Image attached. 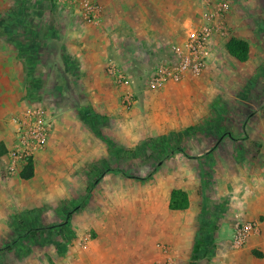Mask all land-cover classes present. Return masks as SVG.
<instances>
[{
  "label": "rangeland",
  "instance_id": "obj_1",
  "mask_svg": "<svg viewBox=\"0 0 264 264\" xmlns=\"http://www.w3.org/2000/svg\"><path fill=\"white\" fill-rule=\"evenodd\" d=\"M82 1L57 5L55 0H0V57L18 56L24 68L26 93L28 72L39 87V99L29 102L26 94L23 108L13 113L6 124L11 129L13 123L16 130L14 121L29 106L38 104L47 105L55 126L60 116L72 118V125H75L74 118H78L90 133L88 143L86 138L83 145L85 151L90 150L88 154H83L81 161L72 163L73 166L56 169L50 181L44 183L47 187L38 192L6 195L12 198V203L7 205L0 200V210L7 213L6 219L0 220V249L15 244L13 251L0 252V264H60L61 228L78 231L82 250L93 246L97 251L106 247L114 252L120 250L119 245H124L122 248L130 249L133 258L138 256L139 264H189L195 244L203 237L204 242L194 255V264H219L216 232L222 206L210 204L204 196L203 183L208 181L209 174L194 172L197 157L193 156L204 158L215 147H233L228 141L219 145L220 136L229 140L248 137L246 131L233 132L232 123L240 127V118L250 119L254 110L264 108V68L257 71L250 82L252 86H246L239 94H231L224 102V119L220 121L223 124L216 134L205 133L201 124L189 131L183 128L164 133L167 143L159 148L151 146L136 154L151 137L146 136L145 119L131 113L134 103L124 104L119 97L116 102L121 108L117 109L111 99L110 115L105 113L108 107L100 105L95 110L91 101L93 98L106 101L108 86L113 83L107 78L85 76L76 50L87 55L92 47L90 42L97 40V30L103 29L106 40L116 41V45H108V60L122 66L130 75L135 91H141L156 64L170 54L174 44L184 40L191 19L202 10L201 2L108 0L105 4L103 0H90L101 5L102 16L100 23L86 24L67 11V8H80ZM229 1L228 16L245 18L249 27L252 21L257 22L264 31V0ZM118 26L121 29L117 35ZM231 32L232 29L228 38L233 35ZM20 47L32 56L30 61ZM231 70L236 77L232 82H238L237 76L247 71L241 66ZM222 78L215 79L216 85L222 83ZM99 80H102V89L98 86ZM180 94L170 92L155 98L142 96L141 92L135 95L134 102L146 101L148 118L152 116L149 123L165 127L179 120ZM187 95L193 97L196 93L193 89ZM90 114L101 116L97 129L104 137L116 139L115 144L120 142L117 145L121 153L110 151L84 121L83 117ZM92 138L99 143V151ZM246 140H237L238 146L247 148ZM121 144L131 153H124ZM170 150L173 154H168ZM13 177L1 169L3 182ZM39 183V179L32 181L31 188H38ZM179 186H186L193 193L192 204L184 211H171L167 199L170 191ZM133 264L136 263L133 261Z\"/></svg>",
  "mask_w": 264,
  "mask_h": 264
},
{
  "label": "crops",
  "instance_id": "obj_2",
  "mask_svg": "<svg viewBox=\"0 0 264 264\" xmlns=\"http://www.w3.org/2000/svg\"><path fill=\"white\" fill-rule=\"evenodd\" d=\"M103 2L107 4L109 1L103 0ZM227 22L229 30L232 29L231 34H233V37L248 42L250 46L249 60L247 62H240L227 51L226 43L229 39L225 41L217 39L219 45L217 46L214 58L199 77L187 76L181 82L169 81L157 90H149L144 86L141 91H135L133 87L136 94L142 92V96H155V98L170 92L184 94L178 96L179 111L177 114L179 122L177 121L175 124L170 123L165 127L162 124L153 125L149 123V118L152 116L150 117L149 115L148 118L146 101L133 102L134 107L131 113L139 114V118L145 119L146 136L157 138L163 136L164 133L180 131L183 128L192 129L200 124L203 126L205 133L216 134L223 124L220 121L224 119V108H222L224 102L227 101L228 97H231V94H239L245 91L246 86H252L250 82L256 77L257 71L264 68V31L261 29L259 23L252 21V26L249 27L248 20L243 17L236 18L235 15L228 16ZM108 24L106 26H109ZM120 29L121 26L116 28L117 35L120 34ZM103 31V29H98V41L94 40L90 42L92 44L91 50H89L91 53L88 51L86 55L82 50L81 52L76 50V55L81 59L82 73L85 76L107 78L108 82L113 83V85L108 86L106 101L103 99L96 100L95 98L91 101L94 106L92 107L95 110L100 108V105L108 107V111H105V113L110 115L113 104L117 109L121 108L116 101L118 97L123 100V94L126 89L114 85L115 83L108 73V67L114 61L108 60L109 53L107 52V48L108 45H116V41L112 42L109 38L106 40L102 35ZM258 52L259 54H257ZM234 66H241L244 69L246 67L247 70L245 73L237 76V79L239 77L238 82H232L236 78L233 76V71L231 70ZM23 69V64L19 62L16 54L2 55L0 57V145L3 144V148L0 149L2 154L0 156V173L1 169H3L7 175L9 174L4 168L2 157L14 145L15 126L11 123L10 129V124L7 125L6 122L13 113L20 111L24 106V103H22L23 97L27 93L24 88ZM218 76L223 77L220 85H216L215 83V79ZM101 83L102 80H99V88L101 87ZM193 89L196 95L193 97H191L192 95H187ZM98 102L99 104H97ZM220 108L222 111L219 110ZM96 116L101 118L100 115ZM250 117V119L244 120L240 118V127L236 126V122L232 123L233 132L244 133L246 131L248 137L243 136L240 138L238 136L235 138L236 140L234 138L229 140L220 136L217 139V142L220 141L219 145L224 141H228L233 147H215L210 154L206 152L204 158H201L203 157L202 155L193 156L197 157L194 160V172L209 174L208 181L203 183L204 196L210 200V204L222 206L220 225L216 232L219 238V242L216 245V259L219 264H264V108L261 107L254 110ZM74 119L75 125H72V121H74L72 118L67 116H60L58 118L47 145L33 158L34 176L32 178L24 179L21 176L24 170L20 174L9 175L14 176L10 181L5 180L6 182H3V179L0 178V200L4 203L3 205H7L5 203H12V198H7L5 197L6 195H13L19 192H38L44 186L47 187L44 183L50 181L56 169L67 165L73 166L72 163L78 160L81 161L83 154H88L90 150L86 149L85 151L83 145L86 138L85 143H88L90 133L85 130L84 125L80 122L81 120L78 118ZM244 139H247L246 143L249 144L247 148L238 146L237 142ZM92 140L95 143L94 147L96 151H99V143L93 138ZM112 140L113 142L116 141L114 138ZM122 146L124 150H128L127 146ZM175 154V156L179 155V153ZM122 155L125 154L123 153ZM36 179L41 181V185L39 183L38 188H31L32 181ZM174 189L185 191L190 204H192L193 193H191L188 187L179 186L174 187L170 191L167 199L168 208L171 192ZM29 194L31 196L35 195V193ZM4 214L7 213L0 210V220L6 219ZM249 222H253L256 229L248 239L246 245L238 249L233 245L234 228L239 223ZM64 226H69L68 220H66ZM3 235H7V233ZM78 235L77 230L61 228L60 236L62 240L58 247V260L60 264H133V261L139 264L138 256L133 258L130 249L125 250L122 248L126 247L124 245H119L120 250H114V252H109V248L107 249L106 247L97 251L93 246H87L82 250L80 240L77 239Z\"/></svg>",
  "mask_w": 264,
  "mask_h": 264
},
{
  "label": "built area",
  "instance_id": "obj_3",
  "mask_svg": "<svg viewBox=\"0 0 264 264\" xmlns=\"http://www.w3.org/2000/svg\"><path fill=\"white\" fill-rule=\"evenodd\" d=\"M72 0H55L57 5ZM201 12L191 19L183 41L171 47L170 54L159 61L149 74L145 88L157 90L167 82H181L187 76L199 77L214 58L218 40L229 39L227 17L231 12L229 0H199ZM70 6V5H69ZM71 7V6H70ZM69 13L77 15L86 24L101 21L102 7L96 2L84 0L81 7ZM108 73L117 86L125 88L123 102H134L135 91L130 75L122 66L111 62ZM14 145L2 157L3 165L9 175L20 174L29 161L48 143L54 128V118L47 105H31L16 121ZM256 226L253 222L239 223L234 228L233 245L243 248Z\"/></svg>",
  "mask_w": 264,
  "mask_h": 264
},
{
  "label": "trees",
  "instance_id": "obj_4",
  "mask_svg": "<svg viewBox=\"0 0 264 264\" xmlns=\"http://www.w3.org/2000/svg\"><path fill=\"white\" fill-rule=\"evenodd\" d=\"M226 48H227V51L229 52V54L231 56L235 57L240 62H247L249 60L250 46H249L248 42L232 36L229 38L228 42L226 43ZM20 51H21V53L25 54L24 57L27 60L30 61L32 59V56L28 55L25 52V50H22L21 47H20ZM29 71H31V70H29ZM27 78H28V91H27L28 92L27 93L28 101L32 102V101L38 100L39 99V97L37 96L38 92H39L38 84L34 80V77L32 76V74H30V72H28ZM83 118H84V121L91 126V128L93 129L95 134L98 137L102 138L103 141H105V143L108 145L110 151L115 152V153H121V149H120L121 147L118 146L117 144H115L110 138L104 137L103 134L97 129V122L99 119L97 116H95V114L94 115L93 114L85 115ZM189 130H191V129H188V131ZM166 139H167V137H163V136L157 137V138H150L147 140V142L144 144V146L142 148L138 149L139 152L137 151L136 154H139L141 151H146L151 146H153L155 148H159L162 144L167 143V141H165ZM1 148H3V144L0 145V149ZM3 150L5 151V149H3ZM176 150H179L182 152L181 148H177ZM123 151H125L124 153H131V151H129V150H123ZM132 153H133V151H132ZM172 153H173V150H170V152H168V154H172ZM1 155L2 154L0 151V156ZM21 176L24 179H30L34 176V163H33V161L28 162V164L25 166L24 171L22 172ZM189 205H190L189 198H188V195L185 191H183L181 189H174L171 192V198H170V203H169V209L170 210H172V211H184V210L189 208ZM202 233H203V230H202ZM201 240H203V237ZM201 240H198V242L195 244L193 255L191 257L189 264H194V262H195L194 261V255L198 253L199 247L202 246V243L204 242V240L203 241H201ZM14 247H15L14 243L7 244L6 247L0 249V252L9 253V252L13 251Z\"/></svg>",
  "mask_w": 264,
  "mask_h": 264
}]
</instances>
